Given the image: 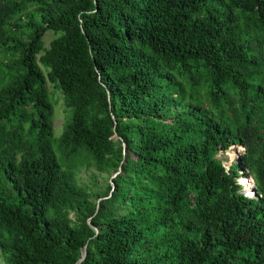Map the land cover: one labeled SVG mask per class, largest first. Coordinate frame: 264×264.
<instances>
[{"label":"trees","instance_id":"obj_1","mask_svg":"<svg viewBox=\"0 0 264 264\" xmlns=\"http://www.w3.org/2000/svg\"><path fill=\"white\" fill-rule=\"evenodd\" d=\"M40 64L71 111L57 138ZM84 245L80 264H264V0H0V258Z\"/></svg>","mask_w":264,"mask_h":264},{"label":"rangeland","instance_id":"obj_2","mask_svg":"<svg viewBox=\"0 0 264 264\" xmlns=\"http://www.w3.org/2000/svg\"><path fill=\"white\" fill-rule=\"evenodd\" d=\"M58 34H59L58 32H54L52 30H47L43 36V46L48 47L50 41L53 38H55ZM40 66H41V68L44 71L45 76H46V85H47L48 97L53 103L52 129H53V136L55 138H57L61 135L65 124L70 119L71 111L69 108L66 107V105L64 103L63 94H62L60 88L58 87V85L49 79L47 68H45L42 64H40ZM234 150H235L236 154L233 157H231L229 152L234 151ZM243 152H244V147L241 145H237V146H231L230 150L227 151L225 154H221V152L219 154H221L222 158L224 159L223 160L224 164L229 165L230 161H235L237 159V157ZM57 155L59 157L61 167L67 168V166H70L69 167L71 170L70 172H72L73 175L78 178V181L80 184H85V185H88L89 187H93L92 182H91L92 177L89 176V174L93 173V175L96 179L95 181L99 186V190H102L107 186L108 182L111 181L110 180L111 177L114 175V173L111 176L106 174V173L100 174V173L95 171L94 167H91V169L88 170L86 167L87 159L84 157L82 158L83 160H81L79 158H74V157H72V158L71 157H65V155H63L59 151L57 152ZM225 159H228V160H225ZM249 177L251 178V180H253V178L251 176H249ZM253 182H254V180H253ZM253 182H252V187H254ZM248 187H249V189L247 192H245L244 186L242 187L241 191L245 194L249 193L251 190L250 183L248 184ZM0 264H4V262L1 258H0Z\"/></svg>","mask_w":264,"mask_h":264},{"label":"water","instance_id":"obj_3","mask_svg":"<svg viewBox=\"0 0 264 264\" xmlns=\"http://www.w3.org/2000/svg\"><path fill=\"white\" fill-rule=\"evenodd\" d=\"M114 136H115V138H117V139L120 138L117 134H114ZM122 146L125 148V146H126L125 142H122ZM233 146H237V145H233ZM237 158H238V157H237ZM231 162H232V161H230L229 164H230ZM117 173H118V172H115L114 175H113L111 178L115 177V175H116ZM240 182H241V180H240ZM110 184L113 185V182L110 181ZM253 190L255 191V186L253 187ZM92 227L97 231V228H96V227H94V226H92ZM85 254H86V245H84L81 256L78 258V260H77L74 264H80L81 261L83 260V258L85 257Z\"/></svg>","mask_w":264,"mask_h":264}]
</instances>
